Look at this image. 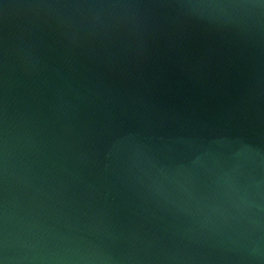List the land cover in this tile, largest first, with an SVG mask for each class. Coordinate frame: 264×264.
<instances>
[{
	"label": "water",
	"instance_id": "obj_1",
	"mask_svg": "<svg viewBox=\"0 0 264 264\" xmlns=\"http://www.w3.org/2000/svg\"><path fill=\"white\" fill-rule=\"evenodd\" d=\"M0 264H264V0H0Z\"/></svg>",
	"mask_w": 264,
	"mask_h": 264
}]
</instances>
